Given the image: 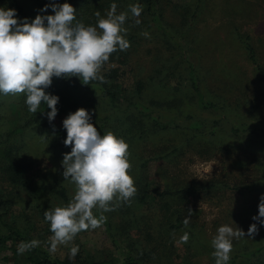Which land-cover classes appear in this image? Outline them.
<instances>
[{
	"label": "rangeland",
	"instance_id": "rangeland-1",
	"mask_svg": "<svg viewBox=\"0 0 264 264\" xmlns=\"http://www.w3.org/2000/svg\"><path fill=\"white\" fill-rule=\"evenodd\" d=\"M19 1L30 20L53 14L51 8L39 11L51 0ZM56 2L70 3L76 9L75 22L85 25H95V12L104 16L112 4ZM119 2L117 13L136 3ZM197 2L161 0L159 16L147 15L143 8L139 25L128 12L126 39L131 46L113 53L105 64L101 75L106 83L92 81L87 88L78 78L68 83L53 78L45 90L59 97L52 124L46 105L31 113L23 94H0L2 131L20 129L18 142L28 152L32 163L28 177L36 188L32 191L0 178L1 230L5 232L2 222L9 223L31 240H48L44 211L67 203L54 191L65 188L69 201L74 190L62 176L63 154L71 151L63 143L67 134L62 121L84 108L101 134L111 130L129 145L130 175L137 192L130 202L103 213L107 220L102 227L75 238L82 261L123 264L134 258L140 264H215L211 240L218 227L237 225L246 235L233 238L228 264H264V225L257 224L259 231L253 237L247 235L264 195V84L244 45L248 39L264 68V0H203L198 12ZM144 31L150 38L140 35ZM188 60L201 78L205 100L214 108L199 105ZM106 89L116 93L115 104L105 96ZM154 121L169 128L154 130ZM209 184L214 188L197 190ZM184 188L194 190L162 196L164 191ZM189 209L192 215L185 226ZM184 232L189 233L188 242L177 243ZM20 242L9 240L0 249V264H29L27 257L35 254L31 250L18 255ZM69 247L49 254L42 243L36 250L64 260Z\"/></svg>",
	"mask_w": 264,
	"mask_h": 264
},
{
	"label": "clouds",
	"instance_id": "clouds-1",
	"mask_svg": "<svg viewBox=\"0 0 264 264\" xmlns=\"http://www.w3.org/2000/svg\"><path fill=\"white\" fill-rule=\"evenodd\" d=\"M49 8L53 14H38L29 20L18 19L15 9L0 7V94H23L31 113L46 105L50 109L46 116L52 124L58 114L59 97L45 90L53 78L75 77L84 86L92 81L106 83L101 75L105 64L113 53L126 51L131 46L126 39L128 12L139 25L143 7L139 3L130 4L128 11L117 13V4L112 3L104 16L99 10L95 12V25L75 22L76 9L70 3L51 0L39 11L47 12ZM140 35L150 38L147 31ZM62 125L67 134L63 143L71 148L63 154L62 176L74 186L73 194L66 204L44 211V221L51 233L48 240L21 241L17 245L18 255L45 243L49 254H55L61 246L71 245L69 258L74 259L79 253V246L73 243L75 238L81 232L102 227L107 220L103 213L114 211L120 203L130 202L137 192L130 175L129 145L122 137L111 130L101 134L92 122V114L84 108L69 113ZM191 215L189 209L183 222L185 226ZM252 220L255 222L249 226V237L258 234V223L264 225V195L259 198L258 215ZM245 235L237 225L218 227L211 240L215 264H228L233 238ZM189 238V233L184 232L177 243H187Z\"/></svg>",
	"mask_w": 264,
	"mask_h": 264
},
{
	"label": "trees",
	"instance_id": "trees-1",
	"mask_svg": "<svg viewBox=\"0 0 264 264\" xmlns=\"http://www.w3.org/2000/svg\"><path fill=\"white\" fill-rule=\"evenodd\" d=\"M105 5L111 4V3H120L119 0H104ZM136 3H139L144 8V12L147 15L150 16H159V11L161 7V0H135ZM203 0H198L196 10L197 12L202 7ZM1 7L15 9L17 12V18L18 19H24L29 18L30 16L26 13L25 8L21 5L19 0H0ZM195 10V11H196ZM186 14V11H185ZM244 45L246 47V51L249 54L250 60L257 66V69L259 71V74L261 76L260 80L264 84V68L259 65L257 57H256V50L253 46L250 45L248 42V39H244ZM188 74L189 79L191 83L192 90L195 94L196 99L198 100L199 105H202L205 108H214V104L208 100H205V95L202 92L201 89V78L199 77L197 70L195 69L192 61L188 60ZM61 81L68 83L72 80H75L76 78H70V79H64L59 78ZM74 82V81H73ZM72 82V83H73ZM84 86V85H83ZM85 87H89V84ZM141 85L139 84L137 86V93H141ZM105 96L109 99V101L113 104L117 102V95L115 92L111 91L110 89H106ZM19 105L14 106L15 110L14 113L17 115L19 114L17 109L19 108ZM35 115H33L34 118ZM3 122V116L0 115V178L6 179L13 184L14 186H22L30 188L32 191H35V185L31 182V177H28V174L31 170V162L28 161V152L24 151V146L21 145L18 142V134L20 133V129H14L13 131H10L7 133L8 129L3 132L2 126H4ZM2 125V126H1ZM161 128V130H166L169 128L168 125H161L159 121H154V127L153 129H158L157 127ZM143 134V132H141ZM262 136H264V133L261 132ZM15 142V143H14ZM19 143V144H18ZM214 188L213 184H209L206 187L198 188L199 191H205V190H211ZM194 188H184L180 190L178 193L177 191H164L162 193V196H175V194H180L181 192H191ZM54 194H56L60 199L64 200L65 203L68 202V196H67V190L65 188L56 189L54 191ZM1 199V198H0ZM37 207H41V204H37ZM178 222H181L178 218ZM3 223V224H2ZM3 230L0 229V249H3L7 246V242L9 240H13V242L16 241H31V237L28 235H25L20 232L17 225L4 223L2 222ZM181 225H174V227H180ZM33 253L35 255L28 256L27 260L29 264H115V263H109L108 261H82L81 256L78 254L75 256V258H69L67 256L64 260L55 259L49 254H47L44 251H41L40 249L35 250L33 249ZM123 264H140L136 259L131 258L128 259Z\"/></svg>",
	"mask_w": 264,
	"mask_h": 264
}]
</instances>
